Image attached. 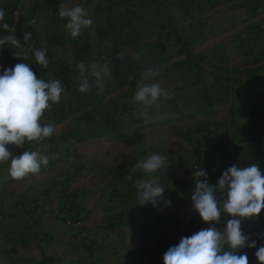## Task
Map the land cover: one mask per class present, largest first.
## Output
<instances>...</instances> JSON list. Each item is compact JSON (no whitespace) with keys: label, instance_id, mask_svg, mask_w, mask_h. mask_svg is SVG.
<instances>
[{"label":"rangeland","instance_id":"1","mask_svg":"<svg viewBox=\"0 0 264 264\" xmlns=\"http://www.w3.org/2000/svg\"><path fill=\"white\" fill-rule=\"evenodd\" d=\"M106 3L117 13L102 22L104 30L109 35L114 21L124 38L121 48L129 44L130 52L117 61V72L105 87L89 83L88 99L76 93L80 98L73 99L74 106L58 108L55 120H63L61 130L24 147L47 157L39 174L14 179L10 161L0 163V264H163L167 249L185 237L173 212L183 191L173 171L180 161L183 169H192L195 158L183 159L195 147L187 150L188 145L219 139L213 147L220 158L214 171L227 169L238 151L249 150L250 159H257L264 149L260 127L239 131L238 137L251 139L250 149L238 144L237 151L229 141L232 119L257 122L262 116L264 121V0ZM17 31L24 36L19 23ZM141 36L143 43H152L149 48L138 42ZM136 45L141 47L137 53ZM191 54L201 57V70L185 62ZM140 84L167 89L180 114L160 116V104H138L133 97ZM73 90L78 86L69 93ZM135 112L143 124H131ZM163 117L174 126L156 122ZM112 120L126 126L119 131L102 127ZM206 123L216 124L219 132L202 130ZM7 147L22 154V146ZM153 153L168 156L170 166L154 176L170 187L155 205L141 206L134 181L151 178L135 165ZM26 181L32 186L27 188Z\"/></svg>","mask_w":264,"mask_h":264},{"label":"clouds","instance_id":"2","mask_svg":"<svg viewBox=\"0 0 264 264\" xmlns=\"http://www.w3.org/2000/svg\"><path fill=\"white\" fill-rule=\"evenodd\" d=\"M60 18H66L65 29L72 38L92 23L87 10L77 4L73 7L62 5L59 8ZM6 12L0 8V29L9 33L0 36V51L7 44L11 49H20V41L14 35L15 29L5 22ZM30 35H24L28 41ZM47 49H37L33 53L34 61L40 68H47L49 61ZM21 57V52H14ZM91 75L100 76L95 64L91 66ZM0 163L9 162V174L14 179L39 174L41 165H47L48 159L37 151H23L14 155L7 147L11 144L22 146L25 142H39L53 136L56 128L51 123H41L44 111L50 104L59 103L64 88L59 80L37 78L36 72L29 64L17 63L11 68L0 65ZM83 74L85 65H78ZM106 72L107 69L105 68ZM80 93H88L91 87L87 77L78 84ZM172 93L161 88L159 84H140L134 94V100L144 107L162 104L172 98ZM143 115V113H141ZM170 166L167 155L153 153L139 160L135 168L146 174L165 172ZM132 180V176H127ZM194 188L190 197L192 209L202 222L208 226L182 237L178 244L167 249L162 256L163 264H249L247 253L240 254L244 248H256L257 242L242 231V222L256 218L264 209V173L256 163L242 167L233 164L224 170L215 184L209 183L208 173L197 167L193 172ZM139 205H155L164 194L165 188L158 179H138L134 181ZM224 193V199L217 193ZM170 205V200L164 201ZM227 216L223 231L217 228L221 217ZM259 264H264V245L254 253Z\"/></svg>","mask_w":264,"mask_h":264},{"label":"crops","instance_id":"3","mask_svg":"<svg viewBox=\"0 0 264 264\" xmlns=\"http://www.w3.org/2000/svg\"><path fill=\"white\" fill-rule=\"evenodd\" d=\"M106 1L107 0H0V8L4 9L6 12L5 22L9 23L12 13L16 11L20 17L19 27L22 33L24 35H30L29 40L26 41V44H22L20 49H11L8 45L4 46L3 50L0 51V65H2L3 68H11L17 63L29 64L36 72L37 78L44 79L45 81L50 79L59 80L64 88L60 102L50 104V107L44 111L41 120L44 124L51 123L55 120V114L60 112L58 110L59 107L64 109V105H69V103H71V106H74L73 99L80 98L77 94H86L84 98L88 99L90 97L89 94L93 92L80 93L79 90H73L71 94V91L69 93V88L74 85L78 86L80 80L84 77H87L89 83H92V85H104L105 87V84L109 83L110 79L108 78L112 75L115 76L117 72V61L119 62V59H121L123 55L130 52L131 47L129 44L121 48L120 41L124 40V38L116 31L114 21L110 22L109 28H112V30L109 35L108 32L106 34L104 30L105 25H103L102 22L104 24H106V22L108 23V16L109 18H115L117 13L116 8L111 4H107ZM77 4L87 10L88 16L86 18H90L92 23L89 27L85 28L78 37L72 38L65 29V24L67 22L66 18H60L58 11L62 5L73 7ZM126 36L128 35L126 34ZM142 40L143 36L138 38V42L148 48L149 45L152 44L148 42L143 43ZM126 42L123 41V45ZM139 48L141 47L136 45V53L139 51ZM37 49H47L46 57L49 56L54 60H48L49 64L47 68H40V66L35 63L33 53ZM14 52H21V57H16ZM80 63H83L86 68L83 74L78 69ZM92 64H95L96 71L100 72L99 77H102V81L99 82L101 83L98 82L97 77L91 75L92 69L90 66ZM105 68L107 69L106 72L104 71ZM117 77L116 75V78ZM259 118L260 120L257 122L245 121L244 118L232 119V121L229 122V134L231 136L229 141L234 142L232 143L234 147H238V144H242L243 148L246 147L250 149L252 146L251 139L245 136L242 140L238 137L240 135L239 131L250 127L254 129L258 127L264 129V121H261L262 116ZM57 120L58 119L54 121L56 132L61 130L64 124L62 123L63 120ZM169 120L165 121L163 125H166ZM169 123L173 125L172 122ZM211 129H215L219 132L216 124L211 125L206 123L202 127V130ZM219 141L218 139V141L214 143L208 139H196L195 142H192V145H188L187 150L189 148L191 149V147H195L183 157L185 160H192V158H195L192 164L197 160L200 165L204 166V169L209 171L208 176L210 184H215L220 174L226 170L223 169L224 166L217 171L211 169L214 168L216 164H219L218 161H220V158L216 156L219 152L218 149H213L214 146L216 147V145H219ZM41 142L42 141H26L25 144L22 145V153L25 151V146L39 145ZM237 147L236 149L238 151L239 148ZM262 147H264V144ZM248 151L244 150V153L243 151H241V153L238 151L234 156H231V165L238 164L242 167H246L252 163H256L260 167L262 173H264V149L260 150L257 159H250V152L247 153ZM192 154L194 156H190ZM180 162L178 163L179 165L177 164L178 166H176L175 172L173 171V174H175L173 176L179 178V187L183 191L181 192V197L179 196V206L175 208L176 210L173 209V212L174 215H177L181 219L182 228L185 231L186 237L206 228L208 225L202 222L191 206L190 191L194 188V171L190 169L189 166L183 169ZM148 176L152 178L154 174ZM24 178H22V180H24ZM24 184L27 188L32 186V183L29 181L24 182ZM162 185L165 190L170 187V184L164 180ZM8 186L12 187V183ZM166 194H169V191H167ZM224 195V193H217L221 203L223 202ZM226 219L227 216L222 214L221 222L217 225L219 230L223 231V222H225ZM241 227L246 235L257 242V247L251 249L246 247L241 250L240 254L247 253L249 264H259L254 253L261 245H264V209L261 210V213H259L256 218L244 220ZM116 262L118 261L116 260L115 263Z\"/></svg>","mask_w":264,"mask_h":264},{"label":"trees","instance_id":"4","mask_svg":"<svg viewBox=\"0 0 264 264\" xmlns=\"http://www.w3.org/2000/svg\"><path fill=\"white\" fill-rule=\"evenodd\" d=\"M22 44H26V42L22 43ZM185 104L189 103L188 100L184 101ZM183 109V108H182ZM180 109L177 106V102L174 99H169L167 101H165L164 103L160 104V111L158 112L160 114V116H167L168 114H180ZM133 115V114H132ZM187 115V114H186ZM89 116V115H88ZM149 116L151 117H156L158 118L155 113H149ZM169 118L165 117L164 119H156V122L160 121V122H165L167 121ZM108 123V122H107ZM143 124V120H142V116L139 114V112H135V114L133 115V118L131 120V124ZM120 124V126H119ZM126 126V123H121L120 120H112L109 122V126H107L106 124H104V126L102 125V127H104V129H115V130H120L122 128H124ZM223 224H225V222H223Z\"/></svg>","mask_w":264,"mask_h":264},{"label":"built area","instance_id":"5","mask_svg":"<svg viewBox=\"0 0 264 264\" xmlns=\"http://www.w3.org/2000/svg\"><path fill=\"white\" fill-rule=\"evenodd\" d=\"M18 23H19V20H18V13L15 11V12L12 13V18H11V21H10V26H11L12 28L15 29L14 35H15L16 38L20 41V43H21V42L24 43V42H26V41L24 40V36L21 35V33H20L19 31H17ZM8 34H9V33L4 32L2 29H0V36H2V35H8ZM6 45H7V44H6ZM6 45H5V46H6ZM197 167H199V165H198L196 162H193V164H192V170L194 171L195 168H197Z\"/></svg>","mask_w":264,"mask_h":264},{"label":"water","instance_id":"6","mask_svg":"<svg viewBox=\"0 0 264 264\" xmlns=\"http://www.w3.org/2000/svg\"><path fill=\"white\" fill-rule=\"evenodd\" d=\"M200 61H201V57L196 54H191L185 59L186 63L192 64L193 66L201 70L202 67Z\"/></svg>","mask_w":264,"mask_h":264}]
</instances>
